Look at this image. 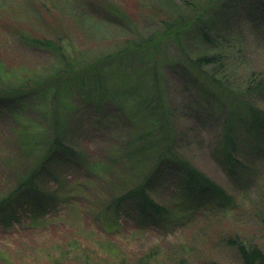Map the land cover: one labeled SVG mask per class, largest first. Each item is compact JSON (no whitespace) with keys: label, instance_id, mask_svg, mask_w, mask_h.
<instances>
[{"label":"rangeland","instance_id":"1","mask_svg":"<svg viewBox=\"0 0 264 264\" xmlns=\"http://www.w3.org/2000/svg\"><path fill=\"white\" fill-rule=\"evenodd\" d=\"M60 2L65 11L56 21L66 34L59 46L71 53L81 76L61 91L57 108L47 91L25 98L18 108L0 104V197L39 163L56 119L66 151L53 154L32 188L0 214V264H54L56 259L67 264H177L178 256L184 264H242L221 237L235 231L264 244V224L253 231L240 222L264 199V131H250L244 109L234 102L237 157L244 167L230 168L216 142L230 100L207 77L215 73L224 87L241 90L264 110V96L245 91L251 78L264 71V0ZM33 5L32 0H0V20L7 23L0 33V89L64 65L53 52L22 44L8 32L10 25L30 33L46 27L43 36L51 38L42 11ZM204 7L209 8L203 16L207 26H187L157 47L137 46L141 39L160 37L164 21L190 19ZM198 28L206 31V39ZM107 55L120 61L100 62ZM211 56L219 58L218 66L193 64ZM160 98L161 124H170L175 150L232 196L225 212L209 202L194 204L190 221L165 226L161 219L139 214L131 203L122 202L116 214L109 210L110 201L131 180L144 178L143 161L132 160L126 170L118 156L143 135L151 133L148 140H153L161 113L149 110ZM176 180L171 167L150 177L155 201L172 206Z\"/></svg>","mask_w":264,"mask_h":264},{"label":"trees","instance_id":"2","mask_svg":"<svg viewBox=\"0 0 264 264\" xmlns=\"http://www.w3.org/2000/svg\"><path fill=\"white\" fill-rule=\"evenodd\" d=\"M102 1L106 3V1L109 0ZM32 3L34 7L42 11L46 19V25L51 28V31L54 33L51 38L43 36L48 35L46 27H44L43 30L30 33L28 31L16 29L10 25L8 32L13 33L22 44L43 47L53 52L59 56L61 63L64 65L59 68H51L50 71H48V75L44 77H38V75L33 72V78L22 77L20 79L22 82L21 84L17 82L16 85H6L8 88L0 89V104L5 106H16L18 108L25 98L31 99L41 91H47L49 97L51 98L52 96V98H54V102L51 103V106L57 108L58 101H56V99H58L61 91L66 88L71 79L81 76L79 73L80 69H77L73 65L71 61L72 58L70 59V57H72L70 56L71 53H67L65 50L62 51L59 46L60 42L65 41L66 34L59 29L60 24L56 21V18L59 16L58 14L65 11L60 0H32ZM208 9L207 7L202 8L199 13L190 19L179 18L172 21H164L162 25L163 33L159 35L160 37L156 39H141L137 46L140 49L157 47L168 37L178 36L187 26L193 24L198 26H203L205 24L207 26V20L203 19V16L205 15L204 12ZM262 10L264 11V9ZM263 11H261V13L264 14ZM245 16L249 19L252 18L250 14H245ZM6 24L7 23L2 19L0 20V33L3 31L1 30L2 27H7L5 26ZM198 29L203 38L206 39V31L204 32V30H202L203 28ZM105 58H102L104 60L100 62L107 61L110 63H118L120 61V58H111L110 55L105 56ZM218 59V57L213 56L203 57L193 61V64L197 66L200 64L217 65ZM261 74L260 76H254L248 82V88H245L248 95L264 96V73ZM215 77H217L215 73H213L211 77L208 75V82L217 89L220 94L224 92L230 100L228 106L229 110L226 112L225 118L217 131L216 142L220 146L219 153H221V156L230 168H243L244 166L241 165V160L237 157L240 143L239 136L236 132L238 130L235 124V116H237V113H234V102H238L242 109H244L246 113L245 116L248 118L246 127L256 134L264 131V110L253 106L248 97L241 94V90L239 92H233L236 90L230 91ZM154 92V97H158L160 90L156 88ZM237 93H239V95ZM161 101V98L156 100L155 105L149 110L151 112L157 108L156 110H160L159 113H161L159 122L155 126L153 133L154 137H152L153 140H148L151 133L149 135H143L140 137L142 142L138 141L139 144L129 149H122L118 156V162H120L122 168L126 170L132 167L130 165L132 160H135L136 164L137 162L142 163L143 161L142 168L144 169L142 170L144 178L140 182L131 180L125 191L110 201L108 204L109 210L111 213L116 214L122 202L131 203L138 208L139 214H147L161 219V223L165 226L169 224L182 225L190 221L192 219L191 216L196 212V209L193 208L194 204L209 202L210 204H215L218 211L225 212V206L232 202V196L175 150L176 143L174 144V142H176V136L174 137L173 134L170 136L173 132V130L169 128L170 124L166 126L161 124L163 115V110L161 108L163 104ZM103 102H105V100H103ZM54 123L55 127L52 130L53 133H51L49 141H43L44 143H42L44 149L39 163L34 165L26 176L18 180L13 189L0 197V214L4 213L6 207L11 205L20 194L32 188L35 184L37 175L42 168L46 167V162L53 154L64 155L66 148L63 145L62 135L59 133V119H56ZM44 139L46 138L44 137ZM134 140L136 139L134 138ZM168 167H171L178 176V180H176L178 186L175 188L177 200L173 203L174 206H165L155 201L148 185L150 177L157 175ZM263 203L264 199L260 204L252 206L253 208L247 212L249 213L248 217L241 218L242 220L240 222H245L253 231L260 230L262 224H264ZM221 240L225 245L233 248L237 252L242 264H264V244L252 235L248 237L240 232L234 231V233L230 232L223 235ZM166 255H169V252L166 253ZM174 258L177 264H184L185 262V258L182 256ZM54 261V264H67L63 259H56ZM211 263L214 264L212 261Z\"/></svg>","mask_w":264,"mask_h":264}]
</instances>
